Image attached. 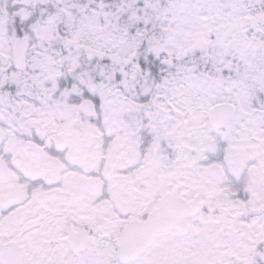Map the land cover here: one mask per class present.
I'll use <instances>...</instances> for the list:
<instances>
[{
  "label": "snow or ice",
  "instance_id": "1",
  "mask_svg": "<svg viewBox=\"0 0 264 264\" xmlns=\"http://www.w3.org/2000/svg\"><path fill=\"white\" fill-rule=\"evenodd\" d=\"M0 264H264V0H0Z\"/></svg>",
  "mask_w": 264,
  "mask_h": 264
}]
</instances>
